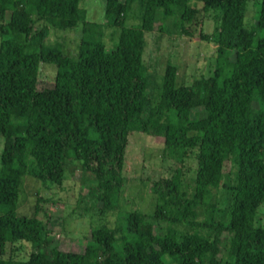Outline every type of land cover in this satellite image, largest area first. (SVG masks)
I'll list each match as a JSON object with an SVG mask.
<instances>
[{
	"label": "trees",
	"instance_id": "obj_1",
	"mask_svg": "<svg viewBox=\"0 0 264 264\" xmlns=\"http://www.w3.org/2000/svg\"><path fill=\"white\" fill-rule=\"evenodd\" d=\"M250 1L105 0L102 23L86 18L80 0H0V253L7 244L31 246L27 258L0 264H264V227L255 225L264 203V0L248 27ZM135 2L140 21L127 26ZM210 10L219 22L209 34L202 16ZM36 20L44 25L32 35ZM79 23L77 57L45 43L49 27ZM104 26L119 30L109 50ZM154 30L212 41L214 68L177 85L176 66L167 64L158 105L144 118L143 53ZM41 63L57 69L53 87L40 90ZM132 131L161 137L176 165L152 181V214L131 210L113 227H92L82 252L53 245L38 205L32 216L17 214L22 179L60 185L68 161L95 181L101 212L116 210ZM154 221L170 226L156 233Z\"/></svg>",
	"mask_w": 264,
	"mask_h": 264
},
{
	"label": "rangeland",
	"instance_id": "obj_2",
	"mask_svg": "<svg viewBox=\"0 0 264 264\" xmlns=\"http://www.w3.org/2000/svg\"><path fill=\"white\" fill-rule=\"evenodd\" d=\"M260 0H251L245 15V25L250 27L255 22ZM79 7L85 10L88 20L105 22V0H80ZM140 8L135 2L128 14L126 25L139 23ZM9 19V14L6 20ZM203 30L212 33L219 22L217 14L207 11L202 16ZM171 28L170 19L164 20ZM161 23L158 19L155 26ZM44 25L36 20L32 35ZM119 32L115 26H104L102 40L106 49L112 48L113 34ZM82 36L81 23L65 30L49 27L45 43L59 47L64 54L77 57L78 45ZM216 45L210 40L198 37L178 35L174 32L154 30L147 33L143 59L147 73L146 102L143 117L147 118L152 108L159 102L162 77L167 64L176 66V84L189 85L201 77H208L214 68ZM56 65L41 63L37 88H51L56 73ZM4 137L0 135V156L3 150ZM230 178H233L235 166L229 163ZM176 165L167 156L161 137H151L143 132L132 131L128 136L123 170L124 187L118 208L114 211L101 212V203L97 201L96 183L82 171L79 161H68L63 182L43 184L39 180L25 176L20 186L17 214L32 216L36 206L40 210L37 215L46 221V232L53 245L64 251L82 252L85 248L89 231L92 227L107 225L113 227L118 219L127 211L136 210L152 214L154 197L150 192L153 180L169 177ZM196 168L195 151L190 152L185 160L184 173L192 176ZM223 207V203H220ZM255 225L264 227V203L256 212ZM167 223L154 221L156 233H162L169 227ZM31 251L27 242L14 245L7 244L0 258L25 259Z\"/></svg>",
	"mask_w": 264,
	"mask_h": 264
}]
</instances>
